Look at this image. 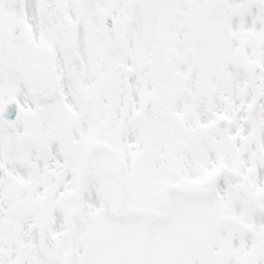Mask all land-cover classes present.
I'll return each mask as SVG.
<instances>
[{"label":"snow or ice","instance_id":"1","mask_svg":"<svg viewBox=\"0 0 264 264\" xmlns=\"http://www.w3.org/2000/svg\"><path fill=\"white\" fill-rule=\"evenodd\" d=\"M0 264H264V0H0Z\"/></svg>","mask_w":264,"mask_h":264}]
</instances>
